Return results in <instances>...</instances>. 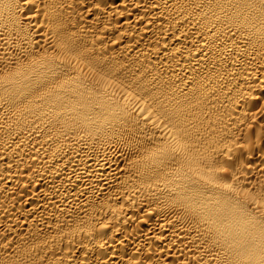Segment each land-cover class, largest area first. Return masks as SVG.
I'll return each mask as SVG.
<instances>
[{"label":"bare ground","instance_id":"1","mask_svg":"<svg viewBox=\"0 0 264 264\" xmlns=\"http://www.w3.org/2000/svg\"><path fill=\"white\" fill-rule=\"evenodd\" d=\"M0 264H264V0H0Z\"/></svg>","mask_w":264,"mask_h":264}]
</instances>
